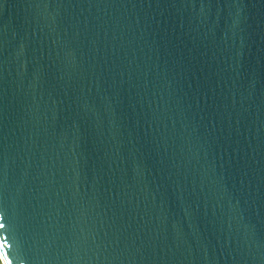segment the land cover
I'll return each mask as SVG.
<instances>
[{
    "label": "water",
    "instance_id": "water-1",
    "mask_svg": "<svg viewBox=\"0 0 264 264\" xmlns=\"http://www.w3.org/2000/svg\"><path fill=\"white\" fill-rule=\"evenodd\" d=\"M3 264H264V0H0Z\"/></svg>",
    "mask_w": 264,
    "mask_h": 264
},
{
    "label": "trees",
    "instance_id": "trees-1",
    "mask_svg": "<svg viewBox=\"0 0 264 264\" xmlns=\"http://www.w3.org/2000/svg\"><path fill=\"white\" fill-rule=\"evenodd\" d=\"M0 264H3L2 261H1V259H0Z\"/></svg>",
    "mask_w": 264,
    "mask_h": 264
}]
</instances>
